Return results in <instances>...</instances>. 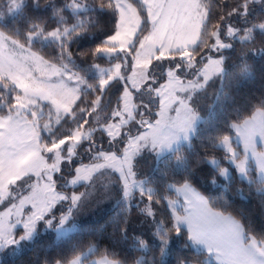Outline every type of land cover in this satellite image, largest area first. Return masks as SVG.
Returning a JSON list of instances; mask_svg holds the SVG:
<instances>
[{
  "label": "snow or ice",
  "instance_id": "obj_1",
  "mask_svg": "<svg viewBox=\"0 0 264 264\" xmlns=\"http://www.w3.org/2000/svg\"><path fill=\"white\" fill-rule=\"evenodd\" d=\"M47 7L52 24L29 15L23 29H0V205L5 206L0 211V254L19 251L46 227L56 233L59 246L68 244L51 264H128L133 251L144 253L135 264H150L146 257L153 240H158L160 260L153 257L151 264H164L170 240L181 234L206 250L200 264H212V259L215 264H264V234H250L245 222L216 210L212 198L194 186L201 180L215 185L217 176L234 180L238 170L250 188L264 193V149L257 148V138L264 142V98L248 119L232 123L227 115L230 93L218 90L211 111L218 106L221 114L203 132L209 117L199 111L200 96L215 83L213 77L229 83L254 78L248 61L256 55L264 60V47H256L257 40L264 44V0H49ZM26 8L38 10L40 0H8V12ZM109 17L112 27L100 32L106 39L74 58L73 46L96 38L100 21ZM3 18L0 11V24ZM36 42L55 50L56 63L33 51ZM236 45L240 63L225 67L224 50ZM88 59L93 61L88 69L98 74L91 80L75 70L80 68L77 60ZM97 60L110 66L101 67ZM137 126L144 130L134 132ZM230 130L242 139L244 152L256 157L259 180L250 175L247 156L241 158L231 136L224 134ZM97 133L99 139L106 134L107 149ZM194 140L225 156L201 155ZM144 152L157 161L169 153L165 167L173 175L165 171L156 182L139 179L138 158ZM82 153L89 154L91 163L83 162ZM225 160L228 167L221 166ZM109 169L119 175L111 176ZM101 177L109 182L98 195ZM81 182H87L81 185L85 191H65ZM112 185L121 186L115 197ZM170 189L183 194L182 212L166 195ZM110 198L122 206L116 238L105 237L108 249L94 242L85 245V236L101 235L105 226L82 230L78 218L89 205L98 207ZM136 199L143 206L134 209L130 202ZM167 208L171 212L165 215ZM141 225V234L133 235ZM130 237L134 249L114 250ZM193 259L178 258L176 264H193Z\"/></svg>",
  "mask_w": 264,
  "mask_h": 264
},
{
  "label": "trees",
  "instance_id": "obj_2",
  "mask_svg": "<svg viewBox=\"0 0 264 264\" xmlns=\"http://www.w3.org/2000/svg\"><path fill=\"white\" fill-rule=\"evenodd\" d=\"M62 2V0H58ZM213 2H218V0H213ZM49 0H40V8L30 9L26 8L21 12H8V0H0V11L4 12L3 24H0V29L8 30L11 29L14 25L17 28L23 29L26 26V21L29 15L34 17H41L49 24L53 23V20L49 19L51 16V9L47 7ZM257 11H260L259 9ZM143 15V14H142ZM255 15V13H254ZM261 19L264 20V16H261ZM38 22V21H37ZM101 28L96 30V38L92 36L87 37L84 40H81L78 44L74 45L72 51L74 53V58L76 54L86 49H92L100 43L101 39H106L105 36L100 35L101 31L108 30L112 27L111 17L108 21L101 20ZM227 39V38H226ZM231 42V41H230ZM256 47H264V44H261L257 40ZM33 51L39 52L45 57V59H50L52 63H56L54 59L56 52L53 48L47 46V42L44 45H41L39 42H36V47L33 48ZM223 55L225 56V67L236 65L240 63L241 59V48L239 45H236L235 50L228 49L224 50ZM199 59V58H198ZM92 59L86 61L77 60V64L80 65V68L75 69L80 71L81 75H85L89 80L96 77L98 74L94 68L88 69V64L92 63ZM101 66H106L109 64V61L106 60H97ZM167 63V62H165ZM249 64L253 65L254 78H233V81L229 83L221 77H213L215 83L210 82V85L200 96L199 99V111L200 114L208 115V121L203 122L201 131L214 124L217 120V117L221 114L220 108L217 106L215 113L211 110L216 104V97L218 90H227L230 93V99L228 102L227 115L229 120L232 123L242 122L243 119H247L250 115L253 114L255 107L259 106L260 100L264 98V60L261 59L259 55H256L254 59L248 61ZM231 71H238L236 68H231ZM239 79V82L236 80ZM89 100L94 99V96H89ZM155 112V107L152 108ZM101 121L104 119V115L101 114ZM141 128L133 129L134 132L140 131ZM224 134L233 135L234 130L225 132ZM42 135L47 138V133L44 132ZM98 142L103 143L105 149H107V136L104 134L103 139H99L100 133H97ZM193 144L195 146V151L203 155L206 151L211 154V157H224L225 152L219 149L213 150L207 148L205 145H202L199 140H194ZM185 155H189L187 151L184 152ZM169 153L163 154L160 157V160L157 161V158L153 153L144 152L142 157L139 159L138 164V178L140 179H151L156 182L159 181L162 173L165 171L168 172L169 177L173 173L165 167L167 163V158ZM190 158L192 159L193 169L197 168L196 157L194 154H191ZM83 162H91L89 159L88 153H82ZM79 159H77V164ZM227 161H222L221 166L225 165ZM76 164V165H77ZM253 177L259 180L256 177V170H253ZM59 175V174H58ZM235 176L234 180L226 179L224 177L217 176L215 185H207L203 180L200 181V184L194 182V186L204 195L210 196L213 200V205L218 211L225 212V214H232L238 219H241L246 223L247 227L251 230L250 234H264V209L261 208V197L258 192L255 190V187L248 185L247 179H241L236 171L233 173ZM104 183H107L108 180L104 179ZM169 183L175 184L171 179ZM86 185V184H84ZM200 185H203L201 187ZM150 186H154L150 185ZM179 186L178 184L175 185ZM60 185H58L59 189ZM85 187L78 186L75 189H83ZM116 191L113 193V197L119 195V187L117 185L113 186ZM209 188V192H205L204 189ZM239 188V192L237 189ZM72 189L71 186H68V189ZM103 192V187L98 191V195ZM255 193L254 198L249 199L250 194ZM166 195L169 199L178 198L176 191L168 190ZM131 206L135 209V206H143L142 202L138 199L130 202ZM159 207V206H158ZM122 212V206L114 198L105 200L104 203L100 204L98 207L90 205L86 213L81 217L80 226L83 230L88 225H92L96 228H99L101 225H104V230L101 235H87L84 237V244L87 245L90 242L101 244L102 250L109 248L110 241L105 240V237L112 236L113 239L116 238L114 235L116 232V221L119 220V215ZM171 212L170 208L165 210V215ZM133 215H136V211H133ZM115 218V220H110ZM143 225L137 229V232L133 235H140ZM154 231V229H153ZM187 229H183V233H186ZM83 235V231L79 233ZM71 235H77V233H72ZM151 235V232L147 233ZM78 241L73 240L71 243H77ZM158 240H153L150 243L152 248L151 254L146 258L151 264L153 257L159 262L160 256L159 252L156 250V245ZM68 244L66 243L64 247L59 246L56 241V233L51 229L43 227L40 229V234L33 241H26L21 245L19 251L14 249H6L3 254H0V264H51V261L59 259L67 251ZM134 249L135 245L133 239L130 237L127 241V244L121 243L114 250L116 252H121L122 248ZM170 251L164 257V264H176L178 258L189 257L193 259V264H200L201 260L207 257V252L202 249L195 248L191 242L187 239L186 235L181 234L178 236H173L169 242ZM144 255L141 251H133L131 258L128 261V264H135L136 260L140 259ZM122 258V257H121ZM212 264H215V260L212 259Z\"/></svg>",
  "mask_w": 264,
  "mask_h": 264
},
{
  "label": "rangeland",
  "instance_id": "obj_3",
  "mask_svg": "<svg viewBox=\"0 0 264 264\" xmlns=\"http://www.w3.org/2000/svg\"><path fill=\"white\" fill-rule=\"evenodd\" d=\"M137 2H138V0H137ZM228 42H230V41H228ZM110 66V62H109V64L108 65H106V66H101V67H109ZM188 78H191V77H188ZM154 99H157V98H155L154 97ZM150 107L151 108H153V106L152 105H150ZM155 111H158V108H155ZM249 118V117H248ZM247 118V119H248ZM109 122L111 123V122H113L112 120H109ZM238 123H242V122H238ZM127 129H125V131H126ZM144 129H141L140 131H143ZM231 136V138H232V143H233V148L237 151V153L241 156V158H243L245 155L247 156V158H248V164H247V166H248V170H249V173H250V175L251 176H253V173H251L253 170H256V177L258 178V179H260V168H259V163H258V161H257V159H256V157L252 154V152L251 151H249V152H247V153H245L244 152V145H243V141H242V139H240L237 135H236V133H235V130H234V134L233 135H230ZM257 148H258V150H261V149H264V142H261L260 141V139L259 138H257ZM167 152H165L164 154H166ZM215 158H218V157H215ZM84 163H91V162H84ZM77 167L79 166V163L76 165ZM229 165H228V163H226L225 165H223L222 167H228ZM235 166L234 165H232L231 166V168H234ZM109 173H110V175L111 176H118L119 175V173L118 172H114L113 170H111V169H109V170H107ZM236 174L240 177V174H239V172H238V170H236ZM56 175H58V174H56ZM104 179H106V180H108V182H109V177H101L100 178V180H99V182L97 183V189H98V191L99 190H101L102 189V185L103 184H105L104 182ZM140 179V178H139ZM246 179V178H245ZM107 182V183H108ZM82 184H87V182H81V183H78L77 185H75V186H72V185H69V186H71L72 187V189H69V190H71L72 192H75L76 191V189H75V187H78V186H80V185H82ZM114 185H112V187H113ZM119 188L121 187L120 185H117ZM65 191H68L67 189H65ZM80 191H85V188H83V189H81ZM26 194V193H25ZM171 200H173L174 202H175V206H176V209H177V211L178 212H182V210H183V201L180 199V198H171ZM89 207H90V205L87 207V208H85V210H84V212L80 215V217L78 218L79 220L81 219V217L86 213V211L89 209ZM4 208H5V206L4 205H0V211H3L4 210ZM171 209V208H170ZM17 233H18V235L20 234V230H19V228L17 229ZM195 248H197L198 249V247H196V245H193ZM94 259H96V258H98V257H93Z\"/></svg>",
  "mask_w": 264,
  "mask_h": 264
},
{
  "label": "clouds",
  "instance_id": "obj_4",
  "mask_svg": "<svg viewBox=\"0 0 264 264\" xmlns=\"http://www.w3.org/2000/svg\"><path fill=\"white\" fill-rule=\"evenodd\" d=\"M237 191L238 192L240 191L239 188L237 189ZM258 194L261 197V208L264 209V193H258ZM254 195H255V193H252V194H250V196L248 198L252 199V198H254Z\"/></svg>",
  "mask_w": 264,
  "mask_h": 264
},
{
  "label": "crops",
  "instance_id": "obj_5",
  "mask_svg": "<svg viewBox=\"0 0 264 264\" xmlns=\"http://www.w3.org/2000/svg\"><path fill=\"white\" fill-rule=\"evenodd\" d=\"M177 188L179 187V186H176ZM177 193V195H178V198H180L182 201H183V203H184V199H183V194L182 193H179V192H176ZM196 247H198V249H202V250H205L204 248H203V246H196ZM206 251V250H205Z\"/></svg>",
  "mask_w": 264,
  "mask_h": 264
}]
</instances>
